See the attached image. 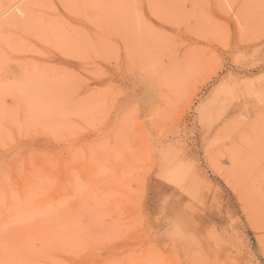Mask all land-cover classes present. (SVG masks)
Listing matches in <instances>:
<instances>
[{"label": "rangeland", "instance_id": "obj_1", "mask_svg": "<svg viewBox=\"0 0 264 264\" xmlns=\"http://www.w3.org/2000/svg\"><path fill=\"white\" fill-rule=\"evenodd\" d=\"M26 1L0 0V264H264V0Z\"/></svg>", "mask_w": 264, "mask_h": 264}, {"label": "bare ground", "instance_id": "obj_2", "mask_svg": "<svg viewBox=\"0 0 264 264\" xmlns=\"http://www.w3.org/2000/svg\"><path fill=\"white\" fill-rule=\"evenodd\" d=\"M39 2V0H27L26 2H24V4L21 7V10H23V12L26 15L25 21L31 20L33 19L36 14L34 12V7L37 5V3ZM27 4V7L25 6ZM20 6V5H19ZM18 6V7H19ZM3 7V6H2ZM1 7V8H2ZM6 8V7H5ZM4 9V8H3ZM5 10V9H4ZM19 10V9H18ZM1 12V11H0ZM4 13V12H3ZM16 13V12H14ZM13 15V14H11ZM4 16V15H3ZM15 16V15H14ZM14 16H9L5 19H3L2 21H0V26L2 25H7L9 22L14 23L17 21V19ZM19 16V15H18ZM20 18V17H19ZM48 19V18H47ZM46 19V20H47ZM45 20V21H46ZM48 21V20H47ZM23 23V20H21V24ZM52 29V28H51ZM53 31V30H52Z\"/></svg>", "mask_w": 264, "mask_h": 264}]
</instances>
